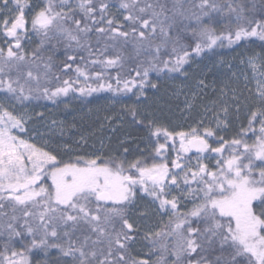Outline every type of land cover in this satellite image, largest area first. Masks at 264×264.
<instances>
[{
    "label": "snow or ice",
    "instance_id": "1",
    "mask_svg": "<svg viewBox=\"0 0 264 264\" xmlns=\"http://www.w3.org/2000/svg\"><path fill=\"white\" fill-rule=\"evenodd\" d=\"M39 254L264 264V0H0V264Z\"/></svg>",
    "mask_w": 264,
    "mask_h": 264
},
{
    "label": "trees",
    "instance_id": "2",
    "mask_svg": "<svg viewBox=\"0 0 264 264\" xmlns=\"http://www.w3.org/2000/svg\"><path fill=\"white\" fill-rule=\"evenodd\" d=\"M257 51H259V49L257 48L256 49ZM220 54L217 55L215 57V61L218 63L219 61L223 60V61H228V62H232L234 64H238L239 63V56L238 54L240 52L243 51V49H236V50H232V49H228V48H224V49H218L217 50ZM103 96H110L111 94L110 93H105V94H102ZM135 98H132V100H134ZM132 100L130 99H127V98H124L121 103H118V104H115L114 106L112 105L111 101L109 100H106V99H102V100H99L97 102H95L93 105H90V107H93V108H102V109H105V110H119L123 104L125 103H128L130 104L132 102ZM74 106V105H73ZM37 110H40V109H37ZM84 111L86 112L87 109H84ZM177 114V113H176ZM76 115H79V113H76ZM180 112H178L177 116H180ZM176 116V117H177ZM89 121H87L86 123H89ZM127 131L129 133V143L131 145V147H135V144L137 142L140 143V146L141 147H144V141H142L141 137L144 135L143 132L141 131H138L137 129L133 128V127H125L123 129V131ZM54 257H50L49 259H53ZM34 260L35 261H39L40 264H45V260H44V257L42 254H39L37 255L36 257H34Z\"/></svg>",
    "mask_w": 264,
    "mask_h": 264
},
{
    "label": "rangeland",
    "instance_id": "3",
    "mask_svg": "<svg viewBox=\"0 0 264 264\" xmlns=\"http://www.w3.org/2000/svg\"><path fill=\"white\" fill-rule=\"evenodd\" d=\"M112 109H113V108H112ZM112 109H111V110H112ZM40 110H42V109H40ZM178 112H179V110L176 109L175 106H173L172 111L168 113V118H171L172 120H174V121H176V122H180V121H181V115H180V116H177ZM176 113H177V114H176ZM176 116H177V117H176ZM57 118H58V119H67L68 122H71V120H72L71 115H67L66 113H63V112L58 113V114H57ZM89 124H91V121H90L89 123H85V124H84V127L87 128ZM123 129H124V128H123ZM123 129H121L119 135H120L121 137H123V136H127V137L130 139V137H129V133H128L126 130L123 131ZM108 135H112V134H111V133H108ZM65 139H67V136L65 137ZM115 140H116V138H115V136H113V143H112V145H111L113 148L116 146ZM90 143H91V141H90ZM104 143H105L106 145L109 143V141L107 140V138H105ZM95 144H96V147H97V148L100 147V142H99V140H96V141H95Z\"/></svg>",
    "mask_w": 264,
    "mask_h": 264
}]
</instances>
